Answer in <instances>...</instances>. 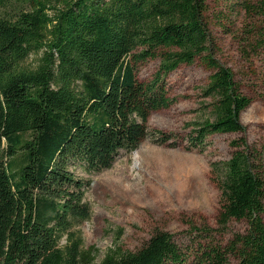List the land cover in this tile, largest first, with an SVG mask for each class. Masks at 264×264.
<instances>
[{"label":"trees","instance_id":"obj_1","mask_svg":"<svg viewBox=\"0 0 264 264\" xmlns=\"http://www.w3.org/2000/svg\"><path fill=\"white\" fill-rule=\"evenodd\" d=\"M214 27L234 36L246 60L258 57L264 1L0 0V264L95 261L98 250L74 230L91 217V182L72 168L99 173L149 135L171 140L148 121L174 103L167 77L196 61L210 75L188 149L203 152L215 134L241 135L227 161L210 163L217 227L188 222L184 244L156 230L136 252L110 250L98 264H264V144L243 136L251 99L216 58ZM155 59L154 77L140 81L136 65ZM232 222L246 229L225 238Z\"/></svg>","mask_w":264,"mask_h":264},{"label":"rangeland","instance_id":"obj_2","mask_svg":"<svg viewBox=\"0 0 264 264\" xmlns=\"http://www.w3.org/2000/svg\"><path fill=\"white\" fill-rule=\"evenodd\" d=\"M243 19L240 15L234 28H240ZM213 34L218 45L216 58L232 70L242 92L251 99L241 114L243 136L250 144H264V52L246 60L232 34L220 27H214ZM41 55H31L27 64H35ZM159 64V59L137 64L138 79L150 81ZM209 75L210 71L196 61L180 65L167 77L174 103L154 111L148 126L150 131L172 134L171 140L159 144L157 136L149 135L136 150L121 151L111 168L99 173H87L80 166L72 168L78 178L91 182L84 197L91 217L74 230L85 248L94 246L98 250L92 264H98L110 250L136 252L156 230L167 231L184 244L189 240L188 222L217 227L220 193L210 163L227 161L233 152L231 141L241 135L215 134L209 137L203 152L188 149L189 124L203 117L200 108L207 101L201 89ZM120 229L123 232L117 241ZM245 229V223L232 222L225 238ZM65 243L64 237L60 245Z\"/></svg>","mask_w":264,"mask_h":264}]
</instances>
